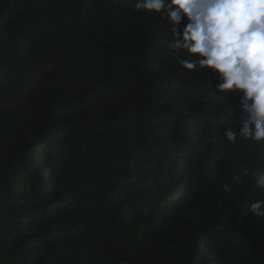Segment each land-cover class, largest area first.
Returning a JSON list of instances; mask_svg holds the SVG:
<instances>
[{"label":"trees","instance_id":"trees-1","mask_svg":"<svg viewBox=\"0 0 264 264\" xmlns=\"http://www.w3.org/2000/svg\"><path fill=\"white\" fill-rule=\"evenodd\" d=\"M135 3L0 0V264H264L240 94Z\"/></svg>","mask_w":264,"mask_h":264},{"label":"clouds","instance_id":"clouds-1","mask_svg":"<svg viewBox=\"0 0 264 264\" xmlns=\"http://www.w3.org/2000/svg\"><path fill=\"white\" fill-rule=\"evenodd\" d=\"M134 9L163 14L174 37L170 47L186 56L180 60L185 72L210 69L218 78V94H240L246 118L239 132L228 129L225 139L234 144L239 137L264 147V0H136ZM182 19L186 26L181 27ZM250 175L255 187L264 189V168ZM234 179L242 182L240 175ZM245 208L264 218V199Z\"/></svg>","mask_w":264,"mask_h":264}]
</instances>
